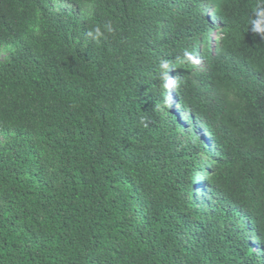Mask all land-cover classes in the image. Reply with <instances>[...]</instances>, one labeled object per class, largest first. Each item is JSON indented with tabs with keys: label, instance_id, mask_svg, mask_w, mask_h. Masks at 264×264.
<instances>
[{
	"label": "trees",
	"instance_id": "1",
	"mask_svg": "<svg viewBox=\"0 0 264 264\" xmlns=\"http://www.w3.org/2000/svg\"><path fill=\"white\" fill-rule=\"evenodd\" d=\"M230 2L0 0V264H264V61L191 56Z\"/></svg>",
	"mask_w": 264,
	"mask_h": 264
},
{
	"label": "clouds",
	"instance_id": "2",
	"mask_svg": "<svg viewBox=\"0 0 264 264\" xmlns=\"http://www.w3.org/2000/svg\"><path fill=\"white\" fill-rule=\"evenodd\" d=\"M228 4H231L230 0H225ZM259 10V14H255L254 17L250 18L249 22L234 26L231 28H227L225 25V21L218 16L215 12V5L208 6V8L204 12V16L206 17V21L204 27L201 28L199 33L196 35L195 42L192 46L191 56L193 62L197 65L201 63L202 52H209L213 54L215 52L221 51L224 47L228 46L229 42L234 38L235 31L240 30L243 35L248 39V44L242 47V52L244 54V58L246 59V70L249 72L251 68L255 65H260L261 62L264 61V43L258 44L256 41H251L248 36L244 33L242 26L246 31L252 32L253 30H262V35H264V0H253ZM258 39V38H257ZM264 41V38L261 40ZM196 53V56H195ZM194 56L196 60L194 59ZM226 73L231 74L232 72L227 67H224ZM167 75L165 78L168 80V84L171 86L174 82V73L172 68L167 70ZM199 171L197 170L196 174H200L205 172L206 162H203ZM191 182H193L191 177ZM201 181H196L195 186H199ZM254 248H257L255 245Z\"/></svg>",
	"mask_w": 264,
	"mask_h": 264
},
{
	"label": "rangeland",
	"instance_id": "3",
	"mask_svg": "<svg viewBox=\"0 0 264 264\" xmlns=\"http://www.w3.org/2000/svg\"><path fill=\"white\" fill-rule=\"evenodd\" d=\"M195 56H196V53H195ZM195 56H194V59L196 60ZM1 57H2V55H0V58H1ZM166 83H167V81H166ZM168 93H170V91H168Z\"/></svg>",
	"mask_w": 264,
	"mask_h": 264
}]
</instances>
